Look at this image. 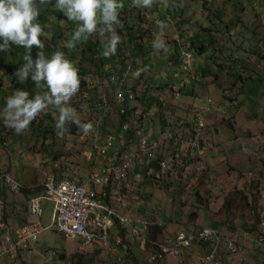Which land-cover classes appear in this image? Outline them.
I'll list each match as a JSON object with an SVG mask.
<instances>
[{
  "label": "rangeland",
  "instance_id": "1",
  "mask_svg": "<svg viewBox=\"0 0 264 264\" xmlns=\"http://www.w3.org/2000/svg\"><path fill=\"white\" fill-rule=\"evenodd\" d=\"M171 3L152 0L150 8H143L122 0L117 27L120 40L132 29L148 38L146 24L161 21V37L176 40L178 48L187 47L193 56L190 72L183 71L180 59L174 60L172 75L160 80L171 65L141 72L130 90V126L144 124L150 144L156 143L155 155L166 161L165 166L158 170L147 160H134L138 141L119 130L120 116L108 93L111 84L91 75L94 86H81L69 100L77 118L91 124L88 132L69 123L62 135H56L58 113L51 107L19 135L0 123V174L7 173L20 186L17 191L4 187L0 191L6 219L16 225L23 219L15 218H25L30 190H42L50 179L87 180L92 170L113 158L129 164L125 179L110 187L109 200L119 213L163 224L160 240L181 230L213 227L239 246L235 253L221 246L215 264H264V0H177L174 8ZM139 25L142 29L136 30ZM105 34L93 33L89 40L99 47L100 40L108 37ZM66 35L68 31L62 33ZM170 42L154 60L164 59L160 63L165 64L172 58ZM85 59L74 52L75 63L96 72L97 58ZM197 61L196 68L202 74L210 72L215 88L196 79L179 83V76L194 78ZM82 78L88 82V76ZM9 85L0 71V105L12 91ZM108 133L116 135L114 149L103 157L95 144ZM51 213L52 202L43 200V226L50 223ZM77 242L44 228L31 251L13 264H76L78 254L92 259L87 264H199L209 249L192 243L181 255L151 263L143 238L126 236L119 243L89 246Z\"/></svg>",
  "mask_w": 264,
  "mask_h": 264
},
{
  "label": "built area",
  "instance_id": "2",
  "mask_svg": "<svg viewBox=\"0 0 264 264\" xmlns=\"http://www.w3.org/2000/svg\"><path fill=\"white\" fill-rule=\"evenodd\" d=\"M180 59L183 70L191 68L192 54L187 47H180ZM113 83L114 75H110ZM184 79V78H183ZM180 83L188 80V77ZM115 102L119 105V115L124 114L125 109L121 104L125 101L123 92L117 89L114 93ZM201 120L203 119L200 117ZM129 123L121 124V131L129 129ZM133 132L138 140V149L133 154L137 160L149 161L154 157L156 144H150L144 124L136 125ZM116 135L106 134L100 142H96L95 149L103 157L109 156L113 148ZM160 168L166 161L159 158ZM129 169L125 161L118 162L110 158L108 163L90 172L87 180L63 178L50 179L44 183V191L32 195L26 203L27 219L24 223L15 227H8L3 219L4 202L0 199V262L13 264L14 260L24 252H30L32 244L36 242L40 232L51 229L66 238L76 239L79 244L89 246L90 243H110L113 239L116 243L121 241L118 230L121 229L129 238H143L145 248L150 250L151 263H160L170 256L181 255L183 249L192 243L209 246L208 252L200 258L199 264H215L219 249L224 246L226 250L235 253L239 248L234 238H223L219 231L213 227H203L194 232L179 231L173 238L164 240L146 237V229L149 221L140 216H129L119 213L99 196V188L114 179L124 180ZM18 185V187H17ZM0 187L11 191H17L19 184L7 173L0 174ZM52 202L50 223L43 226L41 223L42 201ZM247 236V235H246ZM223 239V240H222ZM154 250V251H153ZM153 251V252H152Z\"/></svg>",
  "mask_w": 264,
  "mask_h": 264
},
{
  "label": "clouds",
  "instance_id": "3",
  "mask_svg": "<svg viewBox=\"0 0 264 264\" xmlns=\"http://www.w3.org/2000/svg\"><path fill=\"white\" fill-rule=\"evenodd\" d=\"M48 2L49 0H0V52H6L10 43L23 46L26 50L23 55L24 63L15 69L13 75L21 83L30 77L35 85V92L31 97L28 91L15 88L4 97L3 104L0 105V123L17 135L28 129L30 122L50 107L58 113L54 125L56 135H62L69 123L83 132L91 129V124L82 123L69 105L70 98L79 90L80 81L76 68L65 57L64 52L57 48L49 56H45L42 51H37L34 58L29 54L33 45L38 49L44 47L38 39L42 35V27L36 18L41 6ZM132 3L134 6L150 8L152 0H132ZM122 6V0H54L55 9L62 12L68 21L76 22L64 47L71 49L75 43L87 40L93 33H108L106 41L101 42V55L113 54L120 42L116 28L121 23L119 10ZM156 23L163 27V22ZM152 47L162 49L164 41L157 36Z\"/></svg>",
  "mask_w": 264,
  "mask_h": 264
},
{
  "label": "trees",
  "instance_id": "4",
  "mask_svg": "<svg viewBox=\"0 0 264 264\" xmlns=\"http://www.w3.org/2000/svg\"><path fill=\"white\" fill-rule=\"evenodd\" d=\"M36 20L38 23H40V25L42 27V35L38 36V39L41 40L44 47H43V49H38L35 45H33V46H31L29 54L34 58L37 51H42L45 56H49L53 51H55L57 48H59L62 52H64L65 57L76 68L77 76H78V79L80 81V87L79 88H81V86H82V88H85V87L90 88L91 87V85L94 83V81H91V77H92L91 75H98L99 77L105 78L107 80V83L111 84V88L108 91V93L112 96L113 102L116 104L117 112H119V105L115 102V96H114L115 91L117 89H120L123 92L124 97H125V101L121 104V107H123L125 109V112H124V114L119 115L120 116L119 130L121 131V124L123 122H128L129 126H130L129 118H127V110L132 108V107H128L127 105H128V102L133 99V93L130 90H132V87H133L132 85L134 83L130 84L129 82L131 80H129V79L134 77L132 79L134 82L135 76H140L139 74L137 75L136 73H140L141 71H139V72L133 71L131 64H132V62L135 63L136 60H134V61H133V59L129 60L131 52L132 53L135 52L137 54V51L140 49V45H138L139 43L136 42L135 45H133V50H136V51L133 52V51H130V49H128L129 48L128 44L134 40H137V37L134 36L133 33L131 35L130 31H129L128 33H126L127 37L120 40V42L117 44L116 50L113 54H111L109 56H103V55H101L102 43L98 47V45H95L94 43H92L89 40V38L87 40H81V41L75 43L74 47L71 49L64 47V44L66 43V41L68 39H70V37H71V33H72V31L76 25V22L75 21H68L66 19V17L63 16L62 12L56 10L54 7V0H49L48 4L41 6L40 14L37 16ZM124 25H125V28L128 29V26L126 24H124ZM66 31L69 32V35L62 36V33L66 32ZM118 32H119V30H116L117 34H118ZM208 32L210 33L209 29L207 28L206 33H208ZM100 41L101 42L106 41V39L100 40ZM122 41L124 44L122 43ZM171 43H173L174 44L173 46L175 47V48H173L174 49L173 55H172V58L170 59L172 62L174 60L177 61L178 59H180V48L177 47L178 44L176 43V40H173V42H171ZM135 48H138V49H135ZM121 50H122V52H121ZM131 50H132V48H131ZM25 51L26 50L23 48V46H16V45H13L10 43L9 49L6 52H0V71L3 72L7 76V78L9 79V82H10L9 89H11V90H13L15 88L24 89V90L29 92V96L31 97V95L35 92V85H34V82L31 80V78L29 77L24 82L21 83V82L17 81V79L13 75L15 69H17L18 67H20L24 63L23 55L25 54ZM126 51H127V54H126ZM74 52H75V55L78 54V57L80 59L86 58L90 62L93 59L97 58V60L100 62V65L97 64L94 66L95 71L97 73L84 68L82 66V64H80V62L75 63L74 62ZM85 52H87V53H85ZM252 55L255 56L257 54H252ZM192 61H193V56H192ZM118 66H123V67L119 68ZM190 70H191V68L189 70H183V71L186 73V72H190ZM201 74H202V72H201ZM83 75H86L89 77L88 82H87V80H84L82 78ZM110 75H114V79L118 78L115 83H113L112 80L110 79ZM236 76L239 79L241 78L240 74H237ZM187 77L189 80L190 76H187ZM234 81H233V83H234ZM243 82H244V80H243ZM144 84H146V82ZM92 86H94V85H92ZM121 132L129 134L132 137L136 138V136L133 132V127H131V126L129 129H126L125 131H121ZM111 150L113 151V148ZM111 150H110V153H111ZM154 151H156V150L154 149ZM158 159L159 158L156 157L155 152H154V157L149 160L148 166H154L156 169L159 170L160 166L158 163ZM109 160L110 159H108V161ZM134 160H136L137 163L138 162L144 163L143 162L144 160L139 161L136 158H134ZM108 161H107V163H108ZM120 181H123V180H120L117 178V179H114V181L112 183L109 181L106 185L101 186L99 188H95V189L99 190L98 192H99L100 198H103L106 202H109L110 201L109 198L111 197L110 187L112 188L114 185L118 184ZM1 189H2V187H0V191H1ZM24 190L25 189H23V187H22V191H24ZM42 191H44V188L42 190H41V188H38L35 190H30L29 193H33L31 195H37V194L41 193ZM109 205L114 207V205L111 201H110ZM114 209H116V208L114 207ZM129 216H134V215H129ZM6 217L7 216L3 210L2 219L8 227H15L16 225H20V224L24 223L27 219V215H26V218H22V217H20L19 219L15 218L16 222L23 219L15 225V224L8 223ZM140 217L145 218L144 216H140ZM145 219H147V218H145ZM162 227H163V224H160V223L152 224L149 221L148 228L145 230L146 231V237H149L151 239H156L157 237L161 236L160 233H162V230H163ZM118 234L121 236V238L122 237L126 238V236H127V233H125L121 229L118 230ZM111 242H114V240L112 239ZM91 260H92L91 258H87V257H85V259H84L83 255L78 254L75 258V261H76L75 263L76 264H87V263L91 262Z\"/></svg>",
  "mask_w": 264,
  "mask_h": 264
},
{
  "label": "crops",
  "instance_id": "5",
  "mask_svg": "<svg viewBox=\"0 0 264 264\" xmlns=\"http://www.w3.org/2000/svg\"><path fill=\"white\" fill-rule=\"evenodd\" d=\"M154 1H158V0H154ZM163 1H165V0H163ZM172 2L173 3H171V5H173V8L176 6V3H177V0H172ZM170 3V2H169ZM167 7H170V6H164V8H167ZM159 15L161 16V11H160V13H159ZM162 19V18H161ZM163 20V19H162ZM179 20V19H178ZM167 23V22H166ZM163 27H164V24H163ZM163 27H159L158 25H157V23H156V20L155 21H153V24L152 25H147L146 24V29H148V31H149V33H150V35H149V37L147 38V37H142V38H140V36L138 35V33L139 32H136L134 29H132V30H129L130 31V34L132 35V33L134 34V36H136L138 39L137 40H134V41H132L131 43H129L128 44V49H130V51H132L131 50V48H133V45H135V43L136 42H138L139 44L138 45H140V49H142V51H138L137 52V54L136 53H132L131 52V54H130V57H129V60H132L133 59V61L134 60H136L135 61V63H133L132 62V64H131V67H132V70L133 71H141L142 73H147V72H149L150 71V69H157L158 67H162L163 66V68H165V67H167V66H169L170 67V65L172 66V67H170L169 68V72L168 73H165L164 71L161 73V75H160V80L161 79H163V78H165L167 75L168 76H170V75H172L173 74V72L174 71H172L175 67H174V65H172V62H171V60L169 59H167V62H165V64H161L160 62L161 61H163L164 59H162V60H160V62H157L156 60H154V59H157V56H158V54H161L160 53V51L162 52V50L165 48V44L166 43H169L170 41H169V39L168 40H165L163 37H161V36H163V31H162V29H164ZM130 28H131V26H130ZM161 28V29H160ZM120 28H117V30H119ZM141 30L142 29V26H140L139 25V27H136V30ZM153 33L155 34V35H157V36H159V38L161 39V40H163L164 41V48H162V49H159V50H156V49H154L153 47H152V43H153V41H154V39L157 37V36H154L153 35ZM107 35H109L108 33H106L105 34V36H107ZM105 40V39H104ZM171 43V42H170ZM174 44L173 43H171V47H173V48H175L174 46H173ZM148 50L150 51V53H148ZM157 52V54H155ZM202 53H204V52H202ZM126 54H127V51H126ZM133 64H134V66L135 67H137V68H134V66H133ZM174 64V63H173ZM199 64V62L197 61V63H195V73L193 74L194 75V78H190V80H189V82H193L192 80L193 79H196L197 81H204L203 83H201V84H203L205 87L207 86H210V87H214V86H216L215 85V82H214V80L213 79H211L210 77H209V73L208 74H201L200 73V71H199V69L198 68H196V65H198ZM119 68H122L123 66H118ZM160 67V68H161ZM140 72V73H141ZM178 72V71H177ZM177 72H175L174 74L175 75H178V73ZM213 72V71H212ZM139 73V74H140ZM172 73V74H171ZM133 78H131V79H129V80H131L129 83L130 84H133L134 82H133V80H132ZM179 81H181L182 79H183V77L182 76H179L178 78H177ZM128 81V80H127ZM128 83V82H127ZM180 83V82H179ZM201 88H203V86H201ZM215 88V87H214ZM159 138H161V136H159ZM156 144V143H155ZM126 148L127 147H124L123 149L124 150H126ZM114 149V148H113ZM118 149V148H117ZM126 153V151H124V154ZM123 154V156H126V155H124ZM25 218H26V213H25ZM77 244H79L78 242H77ZM183 252V251H182ZM169 258V257H168ZM166 259V260H169V259ZM165 260V261H166ZM188 261H190V259L188 260ZM163 262V261H162Z\"/></svg>",
  "mask_w": 264,
  "mask_h": 264
}]
</instances>
